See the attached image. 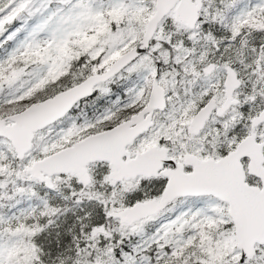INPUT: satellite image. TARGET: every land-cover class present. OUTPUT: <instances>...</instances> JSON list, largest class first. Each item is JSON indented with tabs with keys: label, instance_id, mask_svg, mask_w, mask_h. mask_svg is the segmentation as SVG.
Here are the masks:
<instances>
[{
	"label": "snow or ice",
	"instance_id": "snow-or-ice-1",
	"mask_svg": "<svg viewBox=\"0 0 264 264\" xmlns=\"http://www.w3.org/2000/svg\"><path fill=\"white\" fill-rule=\"evenodd\" d=\"M0 264H264V0H0Z\"/></svg>",
	"mask_w": 264,
	"mask_h": 264
}]
</instances>
